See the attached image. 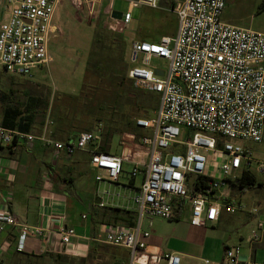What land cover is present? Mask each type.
Listing matches in <instances>:
<instances>
[{
	"label": "built area",
	"instance_id": "2783aa9c",
	"mask_svg": "<svg viewBox=\"0 0 264 264\" xmlns=\"http://www.w3.org/2000/svg\"><path fill=\"white\" fill-rule=\"evenodd\" d=\"M63 1L9 0V16L0 26V70L12 77H24L49 64V42L59 31L54 17ZM161 1L128 0V10L120 18L111 12L103 26L124 30L131 24L135 8L156 9ZM169 1L178 19L176 35L163 36L154 43L135 41L129 51V79L138 89L158 94L159 105L155 116L135 119V126L146 131L140 145L148 154L147 160L145 154L134 159L131 173L133 178L143 175L134 198L137 224L130 229H110L102 240L128 250V264H146L141 261L148 254L149 233L141 229L144 219L180 218L189 208L190 224L199 227L218 222L223 209L230 213L241 210V204L237 205L224 188L230 187L228 181L236 182L244 171L251 170L253 153L248 142L260 144L264 138V33L225 23L222 16L227 0ZM154 58L168 62L163 75L150 68ZM100 133L83 132L66 142L50 138L47 127L36 136L0 125V143L15 146L40 139L56 152L72 156L97 143ZM129 153L125 150L121 156H114L96 149L91 165L106 171L110 181H117L125 158H131ZM209 153L215 155V164ZM7 227L22 228L17 252L24 251L30 234H46L41 228L31 231L2 209L0 232ZM57 233L63 245L77 236L76 229L68 225ZM263 237L264 222L260 221L247 243L254 248ZM239 252L238 246L227 248L222 264H241ZM163 257L166 264H182L177 253Z\"/></svg>",
	"mask_w": 264,
	"mask_h": 264
},
{
	"label": "rangeland",
	"instance_id": "374dc122",
	"mask_svg": "<svg viewBox=\"0 0 264 264\" xmlns=\"http://www.w3.org/2000/svg\"><path fill=\"white\" fill-rule=\"evenodd\" d=\"M128 7V0H64L55 18L59 31L49 42V64L24 77H12L0 70V118L10 106L26 110L33 99L37 111L35 123L47 127L50 138L55 139V131V134H67L73 130L78 133L100 130L102 139L109 132H116L110 144L113 153L122 154L129 150V157L144 155L145 148L141 147L140 139L146 131L136 126L134 131L125 130L121 122L124 114L132 120L142 118L143 113L155 116L158 107L150 99L142 110L137 104L129 105L135 99L134 93L144 90L135 87L129 77L123 75V62L129 70V51L136 40L157 42L163 35L175 36L178 19L171 8L168 11L165 6L156 9L140 6L133 10V20L124 30L103 26L105 19L110 20L112 10L124 13ZM222 19L235 27L264 33V0H227ZM99 37H103L102 42L96 41ZM155 63L153 61L151 69L160 66L167 71V61ZM114 64L115 73H120L119 76L113 74ZM4 93L9 94V99L3 98ZM154 94L151 98L158 96ZM129 144L132 145L128 147ZM247 146L253 153L251 170L264 184V138L260 144L248 142ZM208 156L215 164V155L209 153ZM132 168L126 164L123 170L132 171ZM126 174L122 173V177ZM141 178L138 175V182ZM230 188L232 199L237 205L240 203L242 209L236 213L223 209L218 227L199 230L204 239L209 233L205 259L217 263L212 257L222 254L223 243L229 235L232 238L228 248L238 246L241 256L249 248H255V264H264V249L253 248L245 242L251 230L258 225L255 218L247 222L246 216L253 214L254 209H258L255 215H264V185L244 193L239 192L237 185ZM229 219L231 223L227 222ZM186 226L185 221L179 218H153L150 227L145 220L143 231L149 233L146 243L150 261L146 264H166L164 254L173 253L177 247L183 246L179 231L186 230ZM12 264L21 263L14 260Z\"/></svg>",
	"mask_w": 264,
	"mask_h": 264
},
{
	"label": "crops",
	"instance_id": "0c3cea01",
	"mask_svg": "<svg viewBox=\"0 0 264 264\" xmlns=\"http://www.w3.org/2000/svg\"><path fill=\"white\" fill-rule=\"evenodd\" d=\"M8 2L9 0H0V26L9 16ZM163 6L170 11L171 2L162 0L159 7ZM59 8L54 17L57 27L55 18ZM111 12L115 18H118L115 14H121L114 10ZM153 61L160 63L163 59L154 58L151 65ZM154 69L162 73L165 71L160 66H154ZM2 120L3 116L0 118V125ZM43 128L42 125L34 123L30 133L39 136ZM78 134L75 131L67 134L57 133L54 138L59 141H74ZM101 141L102 137L97 143L76 151L72 156L64 152H56L52 146L40 139L32 144L17 143L15 146L0 143V210L10 211L18 218L21 225L31 231L37 228L46 231L41 237L30 234L23 252L16 250L21 227H7L5 231L0 232L2 264H12L14 260L21 264H122L124 262L121 259H124V254H128L129 251L108 245L102 240L110 229H130L136 226L138 214L134 198L139 193L143 175L140 174L142 178L138 182V176L132 177L131 169L123 170L122 173H127L124 177L121 174L117 181H110L106 171L91 165L92 153L99 148ZM106 153L114 156L122 155L120 152L113 153L111 146ZM144 154V160H147V152ZM134 159L135 157L125 158L123 169L126 164L134 168ZM97 176H101L102 180L97 181ZM230 189L227 186L224 191L229 193ZM189 218L190 210L186 208L179 218L187 224L186 230L179 231L182 236L180 244L183 246L177 247L173 253L181 256L182 264H206L205 261H209L205 259L209 233H206L204 239L199 230L204 229L203 227L205 229L218 227L222 215L218 222L199 227L192 226ZM254 218L259 223L263 221L264 215L246 216L247 222H251ZM145 220L148 227L152 224L151 220L144 219L142 230ZM227 222L231 223L230 219ZM66 225L74 227L77 236L70 244L63 245L57 230ZM231 238L228 235L223 243L222 254L212 257L217 262L215 264H222ZM241 239L243 240V237ZM245 242L247 244V239ZM257 246L264 249V237L262 243ZM256 256V249L249 248L247 253L242 255L241 264H255ZM141 261L150 262L149 255L142 256Z\"/></svg>",
	"mask_w": 264,
	"mask_h": 264
},
{
	"label": "trees",
	"instance_id": "16d2710c",
	"mask_svg": "<svg viewBox=\"0 0 264 264\" xmlns=\"http://www.w3.org/2000/svg\"><path fill=\"white\" fill-rule=\"evenodd\" d=\"M102 38L103 37L96 38V41L102 42L103 41ZM119 48H120V45L118 46V49ZM124 63L125 62H123V75L128 76L129 70L127 69L126 63L125 64ZM95 67L98 69L99 66L97 63H95ZM115 69H116V66L114 64L113 74H115L116 76H119L120 73L116 74ZM106 75H108V74H106ZM10 92L12 93L13 91H10ZM133 96L135 99L129 105L137 104L138 108H140V110L145 109V104L147 102H149V99L151 100V102H155L157 104V107L159 105V97H157L155 95L156 97L151 98L153 96L152 92L143 91V92H140L139 94L134 93ZM3 98L5 100L9 99V94L4 93ZM128 99L130 100L131 98L129 97ZM33 101L34 100L32 99L30 104H28L27 109L24 111L20 110L17 107H13V106L7 107L3 113L2 125L4 127L17 129V130L22 131V132H27V133L30 132L31 128L33 127V124L35 123L36 117H37L36 116L37 111L34 107L35 105H33V103H32ZM151 104H153V103H151ZM141 117L149 118V117H151V115L147 114V113H143V114H141ZM134 122H135V120H132V117L124 114V118H123V121L121 123H122V126L125 128V130L129 128L130 131H134V129H135L134 128L135 127ZM85 132H92V131H85ZM81 133H83V132H81ZM81 133H79L77 136H79ZM58 134H62V133L58 132ZM115 134H116V132H114V133L109 132L107 136L103 137L101 144L98 148V151L104 152V153L108 152V149H109L110 144H111V139ZM54 135H55V133H54ZM100 135L102 137V132L100 133ZM66 142H68V141H66ZM228 183H229L230 187H235L237 185L240 193H244L246 190L253 189V188H261L264 185L262 182L258 181L257 176L255 175V173L252 170L244 171L242 176L236 182L228 181ZM124 255H125V258L121 259L124 262L122 261L123 263L122 262L121 263L127 264L129 261V253L124 254Z\"/></svg>",
	"mask_w": 264,
	"mask_h": 264
},
{
	"label": "water",
	"instance_id": "95a60500",
	"mask_svg": "<svg viewBox=\"0 0 264 264\" xmlns=\"http://www.w3.org/2000/svg\"><path fill=\"white\" fill-rule=\"evenodd\" d=\"M120 15H121V14H115V16L118 17V18L121 17ZM155 73L158 74V75H163V73L160 72V71H158V70H155Z\"/></svg>",
	"mask_w": 264,
	"mask_h": 264
}]
</instances>
